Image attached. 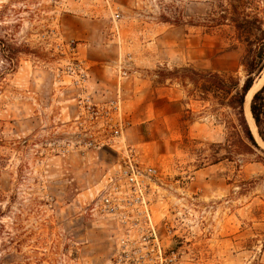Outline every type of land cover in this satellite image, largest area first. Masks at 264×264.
<instances>
[{
  "label": "rangeland",
  "instance_id": "374dc122",
  "mask_svg": "<svg viewBox=\"0 0 264 264\" xmlns=\"http://www.w3.org/2000/svg\"><path fill=\"white\" fill-rule=\"evenodd\" d=\"M217 3L0 0V264H115L119 226L90 204L122 145L157 170L148 194L158 264H264V147L243 146L235 115L196 100L185 77L245 79L246 36L227 21L210 26ZM222 4L264 28V0ZM250 37L264 44L260 31ZM70 41L82 87L67 72L77 62ZM87 95L118 100L114 150L79 146L85 128L100 136L105 121L83 112Z\"/></svg>",
  "mask_w": 264,
  "mask_h": 264
},
{
  "label": "built area",
  "instance_id": "2783aa9c",
  "mask_svg": "<svg viewBox=\"0 0 264 264\" xmlns=\"http://www.w3.org/2000/svg\"><path fill=\"white\" fill-rule=\"evenodd\" d=\"M74 44V41L68 43L73 59L77 62L69 65L67 72L72 74L75 83L82 87L85 86L87 72L82 66L83 62L78 56V50ZM122 65L121 71L123 75H127L129 62L123 61ZM79 103H81L83 112H88L91 117L101 113V117L105 119L101 124L103 131L107 126V132L103 133L102 131L100 136H97L93 125L85 128L83 137L78 141L79 146L86 149L107 146L114 150L123 131L121 119L114 124L109 123L114 118H119L115 116L119 110L118 100H109L102 104L94 102V99L87 95L79 100ZM103 106H106L107 110L104 111ZM80 125L83 123L81 122ZM114 151L117 152L118 158L97 184L90 204V211L119 226V235L117 234L116 237L118 252L115 264L162 263L163 247L152 221L148 194L149 182L157 170L141 163L132 147L122 145ZM169 260L172 261V258Z\"/></svg>",
  "mask_w": 264,
  "mask_h": 264
},
{
  "label": "trees",
  "instance_id": "16d2710c",
  "mask_svg": "<svg viewBox=\"0 0 264 264\" xmlns=\"http://www.w3.org/2000/svg\"><path fill=\"white\" fill-rule=\"evenodd\" d=\"M223 0H218V9L215 17L210 20V26H219L229 22L238 32L246 36L247 48L240 58L246 76L242 83L232 74L220 73L216 71H197L190 69L187 80L198 94L196 100L213 102L219 107L229 109L236 117V128L239 135V142L245 146L259 148L254 133L246 119L244 113L245 95L264 68V44L255 47V40L251 39L252 32L260 31L264 34L262 19L257 15L249 19L247 9L242 8L236 13H229L223 7ZM184 76V75H181ZM250 112L257 128L259 138L264 142V84L253 94L250 102ZM250 148V147H249Z\"/></svg>",
  "mask_w": 264,
  "mask_h": 264
},
{
  "label": "bare ground",
  "instance_id": "6f19581e",
  "mask_svg": "<svg viewBox=\"0 0 264 264\" xmlns=\"http://www.w3.org/2000/svg\"><path fill=\"white\" fill-rule=\"evenodd\" d=\"M262 81H264V68L261 71V73H260V75L258 77V80L253 83L251 88L248 90V93H246V95H245L246 96V101L244 99V105L243 106H244V113H245L246 119H247V121H248V123L250 125V128H251L252 132L255 135V138L264 147V143L259 139V137L256 134V127H255V125L253 123V120H252L250 112H249V103H250V99L252 97V94L257 89L259 83L262 82Z\"/></svg>",
  "mask_w": 264,
  "mask_h": 264
},
{
  "label": "water",
  "instance_id": "95a60500",
  "mask_svg": "<svg viewBox=\"0 0 264 264\" xmlns=\"http://www.w3.org/2000/svg\"><path fill=\"white\" fill-rule=\"evenodd\" d=\"M260 88V87H259ZM258 88V89H259ZM258 89H256L255 91H254V93L258 90ZM248 93V92H247ZM253 93V94H254ZM253 94H252V96H253ZM251 99H252V97H251ZM251 99H250V102H251ZM245 101H246V96H245ZM249 112H250V103H249ZM250 115H251V112H250ZM251 118H252V116H251ZM252 120H253V118H252ZM253 123H254V121H253ZM254 125H255V123H254ZM255 127H256V125H255ZM256 134H257V128H256ZM257 136H258V134H257ZM259 137V136H258ZM260 139V138H259ZM261 140V139H260ZM262 141V140H261ZM264 143V142H263Z\"/></svg>",
  "mask_w": 264,
  "mask_h": 264
}]
</instances>
